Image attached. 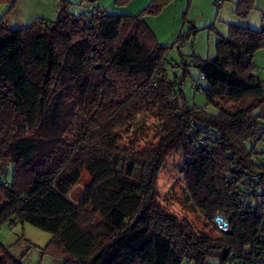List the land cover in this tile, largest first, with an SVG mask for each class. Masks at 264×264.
<instances>
[{
  "label": "trees",
  "instance_id": "16d2710c",
  "mask_svg": "<svg viewBox=\"0 0 264 264\" xmlns=\"http://www.w3.org/2000/svg\"><path fill=\"white\" fill-rule=\"evenodd\" d=\"M172 1L151 0L137 15L99 5L77 15L63 0L53 21L17 29L0 17V229L50 232L42 252L60 264H250L261 249L264 66L254 56L264 28L231 23L214 57L191 58L206 104L190 105L188 64L168 67L170 48L145 20ZM254 1L239 0L236 13L248 18ZM145 118L156 124L142 146ZM175 153L203 228L160 200ZM217 213L229 233L217 230ZM0 264L23 262L0 241Z\"/></svg>",
  "mask_w": 264,
  "mask_h": 264
},
{
  "label": "rangeland",
  "instance_id": "374dc122",
  "mask_svg": "<svg viewBox=\"0 0 264 264\" xmlns=\"http://www.w3.org/2000/svg\"><path fill=\"white\" fill-rule=\"evenodd\" d=\"M12 1L6 0L0 3V17H4L5 25L17 29L32 23L37 16L53 21L63 0H17L14 8L11 5ZM150 1L97 0L91 2L88 0H64L68 4L67 10L77 15L98 5L109 15H137L144 10ZM237 2L239 0H175L166 5L161 13L145 17L159 43L170 48L169 54H167L168 67L172 68L173 64L180 63L183 59L188 64L186 67L189 70V75L186 77L182 88L190 105L205 106L206 104L204 92L195 89L200 72L194 64L189 66L191 58L195 60L197 56L204 59L214 57L217 40L222 36H227L228 27L231 23L248 26L247 19L251 14L254 13V18L257 16L256 20H258V16L262 15L261 9L264 10V0H255L254 8L248 18H243L236 13ZM243 22L245 24H240ZM253 23L251 22V25H255ZM249 27L252 28V26ZM175 42H178L180 48ZM254 61L259 66H264V50L255 54ZM174 70L181 72L182 67L177 66ZM206 86L207 83L203 82L202 89ZM209 110L214 111L215 109L209 107ZM141 123L144 124V133L148 134L141 141V145L145 146L147 142L153 140V128H155L156 121L153 118H145L141 120ZM78 125L79 122L76 121L68 137L72 138L76 135ZM182 163L181 154L175 153L169 157L164 165L159 177L160 200L180 215H186L197 228H203L204 217L190 202V196L181 173ZM86 176L85 173L84 177ZM80 182L79 187L74 191L75 193L79 192L84 185V182ZM50 238V232L48 233L29 223L17 224L14 227L5 225L0 229L1 243L23 264H60V261L49 257V255H44L42 252ZM183 264L194 263L186 261Z\"/></svg>",
  "mask_w": 264,
  "mask_h": 264
},
{
  "label": "built area",
  "instance_id": "2783aa9c",
  "mask_svg": "<svg viewBox=\"0 0 264 264\" xmlns=\"http://www.w3.org/2000/svg\"><path fill=\"white\" fill-rule=\"evenodd\" d=\"M94 2L97 0H93ZM96 6H93L90 9V12H94L96 9ZM202 79V78H201ZM261 146L264 149V137H261ZM260 177V174H255L252 176H249L247 180H249L247 187V190L245 192H241V195L239 197V204L244 207L246 205V200L248 198V194L250 195L251 191H256L255 186V179H258ZM253 189V190H251ZM262 211V223L259 231V238L261 242V249L259 250V253L257 257L250 263V264H264V208ZM214 224L221 233H229L231 231V226L229 225L230 222L228 218L223 213H217V215L214 218Z\"/></svg>",
  "mask_w": 264,
  "mask_h": 264
},
{
  "label": "crops",
  "instance_id": "0c3cea01",
  "mask_svg": "<svg viewBox=\"0 0 264 264\" xmlns=\"http://www.w3.org/2000/svg\"><path fill=\"white\" fill-rule=\"evenodd\" d=\"M100 7V6H99ZM101 8V7H100ZM262 10V12H261V16H258V20H256V18H257V16H255V18H254V13L253 14H251V16L247 19L248 20V26H252V28H258V29H262V28H264V10L263 9H261ZM260 12V11H259ZM260 15V14H259ZM254 19V20H253ZM253 23V22H255V23H253V24H255V25H251V22ZM240 24H245V22H243V23H240ZM250 24V25H249ZM264 65V64H263Z\"/></svg>",
  "mask_w": 264,
  "mask_h": 264
}]
</instances>
